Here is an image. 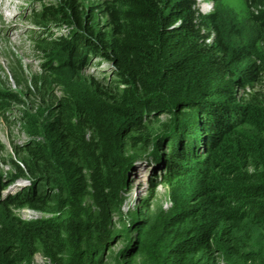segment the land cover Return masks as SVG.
<instances>
[{"label":"trees","instance_id":"trees-1","mask_svg":"<svg viewBox=\"0 0 264 264\" xmlns=\"http://www.w3.org/2000/svg\"><path fill=\"white\" fill-rule=\"evenodd\" d=\"M58 1L56 7H42L40 18L71 28L67 35L42 43L45 67L76 73L91 54L112 64L116 81L92 84L94 95L106 100L109 115L116 118L117 142L155 163L159 159L154 156L161 153L162 179L188 187L195 182V200H204L200 207L181 210L188 227L176 233L165 258H147L146 264H175L179 259L186 260L183 264H228L215 245L218 230L229 236L227 246L236 248L231 264H264V59L254 57L256 44H264V0H245L250 36L235 26L225 33L219 14L200 11L196 0H101L88 6L83 0ZM97 13L105 18L102 29L93 25ZM85 110H64L49 123L62 157L72 160L67 170L56 151L31 142L25 148L22 165L43 181L31 177L13 195L0 199V207L39 202L63 209L35 223L17 221L28 234V245L16 235L0 233L6 264H18L17 251L23 245L30 253L46 248L52 264L117 261L113 245L123 240L122 226L133 243L119 251L120 264L142 260L140 242L158 212L147 203L129 226L123 223L112 181L104 179L117 165L108 162L111 153L95 135ZM184 111L190 113L182 118ZM163 113L174 123H163L166 129L159 135L150 127ZM85 128L92 131L87 140ZM16 168L22 175L20 166ZM193 174L200 179L173 181ZM41 183L51 192L39 195ZM90 189L97 198L90 196ZM83 203L88 208L79 206ZM76 208L77 213L68 214Z\"/></svg>","mask_w":264,"mask_h":264},{"label":"rangeland","instance_id":"rangeland-1","mask_svg":"<svg viewBox=\"0 0 264 264\" xmlns=\"http://www.w3.org/2000/svg\"><path fill=\"white\" fill-rule=\"evenodd\" d=\"M100 1L83 0V4L88 6ZM58 2L13 0L12 5L0 7V11H3V17L0 18V180L3 182L0 186V199L13 195L20 187L27 185L31 177H35L33 179L35 182L43 181L42 175L32 176L22 165L25 148L30 142L49 153L56 151L59 159L66 164L65 170L73 165L70 158L62 157V151H59V146L54 140L55 132H52L49 123L64 110L73 113L75 107H82L88 110H85L87 111L85 116H88L95 135L103 138L106 152L111 153L108 162L117 165V170H107L104 179L112 181L111 193L119 203L123 223L129 226L141 206L147 203L158 212L157 218L146 230L140 242L142 260L139 264H146L147 258L154 260L157 255L165 258L171 247H174L176 233L188 227L187 221H181V210L187 209L190 205L200 207L204 200L202 198L195 200L197 197L194 194L197 190L195 182L188 187L186 183L170 184L168 180L162 179L165 173L162 170L161 153L154 156L159 159V162L155 163L148 158L149 156H138L129 150L128 146L117 142L116 118L109 115L105 106L106 100L94 95L92 84L93 80L99 81L100 84L116 81L112 64L101 56L91 54L88 55L89 60L85 68L76 73L66 68L52 71L45 67L47 52L44 50L45 44L42 43H49L54 37L67 35L71 28L70 25L49 23L40 18L42 7L48 5L56 7L59 5ZM196 3L200 11L208 13L214 10L219 14L218 23L223 30L226 29L225 33H229V29L235 26L245 35L249 34V16L245 0H196ZM105 23V18L97 13L93 20L95 28L102 29ZM231 41L235 39L232 38ZM207 42L211 43V38ZM51 57L55 58V54L53 53ZM254 57L264 59V44H256ZM250 61L252 58L244 61L242 66ZM188 113L190 111H184L181 117ZM163 123L172 125L173 117L163 113L156 118V122L150 128L161 135L166 129L163 128ZM83 133L86 140L92 136L91 129L85 128ZM151 151H154V147ZM16 165L23 171L20 176L17 175ZM190 167L194 171L197 170L196 165ZM199 179L193 174L192 177L173 181ZM43 185L39 184V195L44 190L51 192L50 188L47 189ZM71 191L74 190L71 188ZM89 193L90 196L96 197L91 189ZM46 205L45 208L43 204L34 202L32 206L0 207V233L16 235L28 245V234L26 231L22 232L17 221L35 223L63 209L50 203ZM88 205L79 204L83 209L88 208ZM77 208L75 212L68 214L77 213ZM122 230L125 231L123 240L113 245L117 261L110 258L102 264H120L118 253L130 243L128 230L123 226ZM132 237H135V234ZM38 238H40L38 234L34 235L32 241L37 244ZM214 241L221 255L228 264H231V255L236 248L227 246L229 236L218 230ZM30 250L24 245L20 246L17 251L18 264H52L46 248L35 253H30ZM185 262L186 260L179 259L175 264ZM0 264H6V259L1 253Z\"/></svg>","mask_w":264,"mask_h":264},{"label":"bare ground","instance_id":"bare-ground-1","mask_svg":"<svg viewBox=\"0 0 264 264\" xmlns=\"http://www.w3.org/2000/svg\"><path fill=\"white\" fill-rule=\"evenodd\" d=\"M12 4H13V0H0V7L1 8H2V6H7L8 7V6L12 5ZM2 12L0 11V18L3 17V13Z\"/></svg>","mask_w":264,"mask_h":264}]
</instances>
